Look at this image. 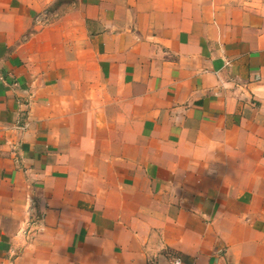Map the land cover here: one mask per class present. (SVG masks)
I'll return each mask as SVG.
<instances>
[{
  "label": "crops",
  "instance_id": "crops-1",
  "mask_svg": "<svg viewBox=\"0 0 264 264\" xmlns=\"http://www.w3.org/2000/svg\"><path fill=\"white\" fill-rule=\"evenodd\" d=\"M0 0V264H264V0Z\"/></svg>",
  "mask_w": 264,
  "mask_h": 264
},
{
  "label": "rangeland",
  "instance_id": "rangeland-1",
  "mask_svg": "<svg viewBox=\"0 0 264 264\" xmlns=\"http://www.w3.org/2000/svg\"><path fill=\"white\" fill-rule=\"evenodd\" d=\"M77 5V0H56L53 1L50 8H48L47 16L48 20L56 19L57 16L64 15L70 9H73Z\"/></svg>",
  "mask_w": 264,
  "mask_h": 264
},
{
  "label": "built area",
  "instance_id": "built-area-1",
  "mask_svg": "<svg viewBox=\"0 0 264 264\" xmlns=\"http://www.w3.org/2000/svg\"><path fill=\"white\" fill-rule=\"evenodd\" d=\"M168 264H183V261L180 257L172 258Z\"/></svg>",
  "mask_w": 264,
  "mask_h": 264
}]
</instances>
